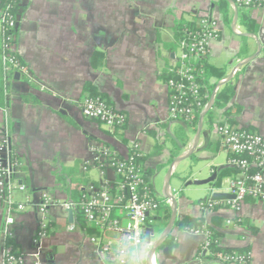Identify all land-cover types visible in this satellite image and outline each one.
<instances>
[{
  "label": "crops",
  "instance_id": "crops-1",
  "mask_svg": "<svg viewBox=\"0 0 264 264\" xmlns=\"http://www.w3.org/2000/svg\"><path fill=\"white\" fill-rule=\"evenodd\" d=\"M214 1H24L15 45L28 74L4 73L0 25V80L5 78L7 88L5 105H0V141H8L22 162L19 180L27 186L26 191L15 193L12 206L13 240L25 257L24 264H118L99 252L90 239L92 234L81 228L77 212L64 206L75 199L66 187L82 190L105 180L98 168L85 164L91 158V140L108 145L122 157L129 156L131 143L137 142L155 198L161 203L150 214L152 223L146 227V239L156 241L160 237L171 218L166 219L168 208L171 214L173 211L172 204L165 202L170 164L192 148L198 127L174 121L169 114L164 74L181 57L175 25L178 20L189 22L196 14L210 10ZM248 12L260 25L257 36L262 48L232 79L235 95L230 105L239 106L240 111L230 118L235 126L264 134V10ZM213 13L222 28L220 37L211 45L209 63L224 68L227 77L239 62L257 52L258 43L248 37V54L236 56L244 44L242 36L234 32L238 36L234 39L224 33L225 27L232 29V25L223 23L216 8ZM232 13L234 17L233 7ZM236 29L244 32L238 22ZM87 82L127 115L123 129L112 131L84 116L80 104L88 96L84 90ZM211 110H217L218 118L214 117L215 124L210 126L205 116L198 146L188 157L206 162L207 166L181 173L186 158L173 168L169 178V192L178 191L177 220L185 216L204 219L207 225L222 231L221 247H249L253 264H264L263 202L249 199L235 209L226 198H219L218 205H203L216 193L231 195L228 179L237 175L220 177L222 170L230 167L229 153L216 135L218 121L225 115L214 105ZM60 174L65 175L67 185L58 180ZM107 177L114 178V173L108 171ZM43 191L50 193L56 203L50 208L51 231L36 245L34 201ZM19 203L25 204L24 210L16 209ZM11 210L0 204V264H4L3 232ZM235 218L247 220L257 231L241 225L227 226V220ZM220 219L225 223L223 227ZM72 223L76 225L74 230L70 229ZM110 236L118 244V235ZM169 236L174 246L160 248L154 264H223L201 253L203 236L176 223Z\"/></svg>",
  "mask_w": 264,
  "mask_h": 264
},
{
  "label": "built area",
  "instance_id": "built-area-1",
  "mask_svg": "<svg viewBox=\"0 0 264 264\" xmlns=\"http://www.w3.org/2000/svg\"><path fill=\"white\" fill-rule=\"evenodd\" d=\"M27 0H0V23L2 25V60L6 72L19 71L28 74L16 52V30L18 16L15 10ZM238 6L264 10V0H233ZM221 21L212 14L201 15L195 28L186 27L183 38L178 43L181 57L168 69L170 77L165 80L169 92V114L174 121L180 118L193 119L196 113L202 112L208 103L202 93V85L198 80L195 64L203 62L211 55V45L220 37ZM221 81V80H220ZM86 118L97 120L115 131L127 123V115L109 105L100 98L85 97L80 104ZM217 138L229 153L228 164L238 173L228 179V193L233 199L227 200L235 209H239L246 200L264 203V134L248 128L230 124L225 116H221L216 127ZM91 158L85 161L99 169L105 180L101 184H90L84 188L81 202L77 205L64 203L68 209L78 207L88 225L98 230L90 239L98 246V250L109 261L118 264H146V257L155 241L146 239V227L152 223L150 214L156 210L160 202L155 198L152 182L143 163L138 161L141 154L137 142H132L130 155L120 156L106 144L91 140ZM22 162L5 139L0 141V204L8 205L10 211L4 229L5 241L2 247L4 264H24L25 257L8 241L13 239L15 218L12 208L15 193L24 192L27 186L19 180ZM112 171L114 178L107 177ZM173 197L177 190L170 191ZM224 199V198H223ZM29 202L31 200L29 199ZM165 202L172 204L166 197ZM221 201L210 199L203 205L213 207ZM56 199L48 192L40 193L34 201L37 214V234L34 243L40 244L51 231L50 208ZM16 209L22 211L25 204L19 203ZM240 220V219H239ZM227 226H237L233 220H227ZM70 229H76L72 223ZM190 233L204 237L201 253L210 254L211 231L205 228H188ZM111 233L118 235V244ZM110 234V235H109ZM249 254H219V261L235 264H247ZM38 264H43L38 262Z\"/></svg>",
  "mask_w": 264,
  "mask_h": 264
},
{
  "label": "trees",
  "instance_id": "trees-1",
  "mask_svg": "<svg viewBox=\"0 0 264 264\" xmlns=\"http://www.w3.org/2000/svg\"><path fill=\"white\" fill-rule=\"evenodd\" d=\"M22 4L20 6H18L17 9L15 10V13L17 14L18 17H19V10H20ZM237 7H238V23H239V25L244 29V32L252 34V35H257L260 31V25L254 18L251 17L250 13L248 12V9H254L253 6L248 8V7L238 5ZM215 8L221 14L223 23L226 26L232 25L233 13H232L231 3L229 2V0H216V1H214L213 7L210 10L202 11V12L196 14L191 21L184 22L183 20H178L176 22L175 37H176L178 47H179L178 43L183 38L184 29L186 27L195 28L197 19L201 15L208 14V13L214 15L213 9H215ZM14 32H15V34L17 33V28H16V30H14ZM242 39L244 40V44L236 56H242V55L248 54V50H249L248 44H247L248 37L242 36ZM179 49H180V47H179ZM3 52H4L3 44L1 43V55H3ZM17 56L19 57V55H17ZM209 57L203 62L202 66H200L201 63L194 65L195 67H197L196 73L198 75V80H199L200 84L202 85V93L204 96H206V98L204 99V101L206 103H209V101L213 95V92L216 89L218 82L220 80L226 78V70L224 68L216 67V66L210 64L209 63ZM20 60H21V58H20ZM2 62H3V60H2ZM22 63H23V61H22ZM24 66H25V64H24ZM3 69H4V63H3ZM4 73L8 74L10 72H6L4 69ZM170 76H171L170 73L167 71V73L164 74V79L167 80ZM5 82H6L5 78H2L0 80V105H5L6 89H7ZM84 90L88 92L87 97L103 99L109 105L112 106L108 97L105 94L98 92L97 88L94 85H92L91 83L87 82L84 86ZM234 95H235L234 80H231L228 83H226L225 85H223L221 88L218 89V91L216 93V97H215V102H214V106L217 109H220L223 111L224 115L226 116L227 121L232 125H234L233 124V118L231 119L230 117L233 114H236L240 111L239 106L230 105V102H231L232 98L234 97ZM201 113L202 112L198 111L196 113V116L191 120L182 117L177 121H181L184 124L193 125V126L197 127L199 120H200ZM205 121L210 126L215 124L213 110H211L207 114ZM124 127L120 128V129H123ZM138 161H140L141 163L144 164V157L143 156L140 157L138 159ZM230 173L237 174L238 171L235 168L230 166V167L224 168L222 170V172L220 173V177L223 175L230 174ZM57 178L59 181L66 183L65 175L60 174L57 176ZM66 185H67V183H66ZM66 190H67L68 194H71V196L73 198H75L73 200H70V202L78 205L81 202L82 196L84 194V190L83 189L79 190L78 188H74V187H66ZM160 204H159L157 209H159ZM73 210L77 212L76 215L78 217V222L80 223L81 228L83 230H85V232L92 234V235L95 233H98L97 229H95L94 227L87 224V222L83 218L82 212L80 211V209L78 207L74 208ZM170 217H171V209L169 207L167 210L166 219L169 220ZM233 221L236 224L241 225L244 228H247L254 233L257 231V228L250 226L249 222L245 219L239 220V218H235ZM176 224H177V226H179L180 228H184L185 230L188 228H202L203 229V228L207 227L211 231L210 257L212 259L217 260V261H219L218 256L220 253H224V254L238 253V254H246V255L250 253L249 247H239V248H223V247H221L220 240H221V237L223 234L222 231L219 229H216L210 225H207L205 220L202 218H194L191 216H185L181 219H178L176 221ZM219 225H221L223 227L225 225V223L222 222V220L220 219ZM8 243L12 244L16 248V245H15L13 239L9 240ZM173 246H174V243L172 242V237L169 236L166 239V241L163 243L161 248L168 247L171 249ZM220 262L223 264H229L227 262H222V261H220ZM246 262H247V264H253V259L249 258L247 256ZM128 264H136V263L130 262ZM235 264H241V263L236 262Z\"/></svg>",
  "mask_w": 264,
  "mask_h": 264
},
{
  "label": "water",
  "instance_id": "water-1",
  "mask_svg": "<svg viewBox=\"0 0 264 264\" xmlns=\"http://www.w3.org/2000/svg\"><path fill=\"white\" fill-rule=\"evenodd\" d=\"M229 2L231 3V5H232V7L234 9V17H233V23H232L233 31L236 34L240 35V36L254 37V39L258 43V50L253 55H251V56L245 58L244 60H242L241 62H239L226 78H224V79H222L221 81L218 82V84L216 86V89L214 90L213 95H212L207 107L201 113L200 120H199L198 127H197L196 137L194 139V143H193L192 148L186 154L175 158L172 161V163L170 164L169 171H168V179H167V182H166V188H167V196L172 199L173 211H172L169 223L167 224V226L163 230V232L160 235V237L153 243L151 249L149 250L148 255L146 257V264H154V257L156 255L157 251L161 248L163 243L166 241V239L171 234V232H172V230H173V228L175 226L176 220H177V211H178L177 200L169 192V189H170V179L169 178H170V175L172 173L173 168L178 163H180L182 160L188 158L196 150V148L198 146V143H199L200 136H201V132H202V129H203L204 118L208 114V112L212 109V107L214 105V100H215V96H216L217 90L219 88H221L223 85H225L226 83H228L229 81H231L233 79L236 71L240 67L250 63L253 59H255L258 56V54L260 53L261 48H262L260 39H259V37L257 35H252V34H249V33H246V32H240V31H238L236 29L237 22H238V7L236 6V4L234 3L233 0H229ZM212 198L213 199H219V198L223 199V198H234V197H233V195H226V194H222V193H216V194L213 195ZM71 214H72V211H71Z\"/></svg>",
  "mask_w": 264,
  "mask_h": 264
},
{
  "label": "rangeland",
  "instance_id": "rangeland-1",
  "mask_svg": "<svg viewBox=\"0 0 264 264\" xmlns=\"http://www.w3.org/2000/svg\"><path fill=\"white\" fill-rule=\"evenodd\" d=\"M1 25V24H0ZM224 33H228L232 36V38H236L238 36H236V34L234 33L233 29H229V27H225L224 29ZM178 47V46H177ZM179 48V47H178ZM180 50V49H179ZM226 57V55H225ZM227 59V58H226ZM217 111V110H216ZM215 110L213 111L214 113V117L215 118H218V116L216 115L217 112ZM206 162H200L195 160L194 157H190L188 158L187 161L183 162L181 164V167H180V172L183 173L184 171H191V170H194V171H197L199 168H205L207 166V164H205ZM207 169L205 170V173H206ZM187 173V172H186Z\"/></svg>",
  "mask_w": 264,
  "mask_h": 264
}]
</instances>
